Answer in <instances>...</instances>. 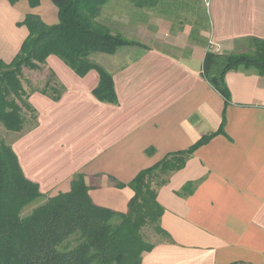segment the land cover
I'll use <instances>...</instances> for the list:
<instances>
[{"label":"crops","instance_id":"0c3cea01","mask_svg":"<svg viewBox=\"0 0 264 264\" xmlns=\"http://www.w3.org/2000/svg\"><path fill=\"white\" fill-rule=\"evenodd\" d=\"M156 2L124 4V11L119 0L103 6L100 21L142 44L93 57L112 74L118 102L95 97L96 70L82 77L50 55L39 74L53 71L65 90L59 100L30 96L38 125L13 149L25 175L49 197L69 191L83 174L95 204L125 212L138 172L216 133L159 188L161 226L171 241L158 242L142 264H264V76L227 72V102L203 74L208 41L219 52L245 53V38L264 39V0H209L208 9L204 0ZM59 9L52 0L35 7L0 0V60L9 63L21 50L27 14L53 25ZM206 14L207 27L199 24ZM124 24L129 32L120 29ZM145 29L172 48L147 46Z\"/></svg>","mask_w":264,"mask_h":264},{"label":"trees","instance_id":"16d2710c","mask_svg":"<svg viewBox=\"0 0 264 264\" xmlns=\"http://www.w3.org/2000/svg\"><path fill=\"white\" fill-rule=\"evenodd\" d=\"M52 1L60 8L58 23L48 25L39 15L27 14L20 23L29 30L21 50L9 63L0 60V264H142L143 255L158 242L171 241L161 226L165 210L157 199L159 188L216 133L203 136L186 150L168 153L138 172L129 183L134 195L125 212L95 204L85 176L77 174L69 191L47 197L25 213L44 193L25 175L12 144L2 136L3 131L19 133L38 125L37 110L29 101L33 92L24 87L23 70H42L47 58L56 55L79 76L96 70L100 80L93 94L103 102L116 104L113 76L93 57L113 54L126 46H142L99 20L109 0ZM127 1L140 8L156 5L158 0ZM29 2L35 7L40 0ZM202 21L207 27L209 16L200 17V25ZM244 40L248 49L245 53H220L209 41L206 44L203 74L227 102L231 96L225 80L227 72L254 69L264 76V39ZM50 73L53 79L40 93L59 100L65 88L60 84L59 89L55 74ZM224 124L225 120L218 132H223ZM116 186L125 184L116 182ZM145 228L154 230L160 238L149 240Z\"/></svg>","mask_w":264,"mask_h":264},{"label":"rangeland","instance_id":"374dc122","mask_svg":"<svg viewBox=\"0 0 264 264\" xmlns=\"http://www.w3.org/2000/svg\"><path fill=\"white\" fill-rule=\"evenodd\" d=\"M119 2H120V4H123V6H122L123 11L125 10L123 8L124 7V4H130V5L133 4V3H130L129 1H127V0L126 1L119 0ZM203 4L208 9V5L207 4H209V0H206V1L204 0ZM99 20H102V16L101 15H100V19ZM114 28L118 30V28H116V26ZM157 28L159 29V25H158ZM120 29H122V32H126V31L129 32V30H128L129 28L127 29V27H126L125 24H124V28H120ZM145 32L146 33H144L145 36H143V41L148 44V45L146 44L147 46H150V47L151 46H161V47L170 48V49L172 48V47H170L171 45H169L163 38H160V39L155 40V38L153 37V35H151L152 34L151 31H148L147 29H145ZM136 35L137 34H133L132 37H134ZM244 44H243V47H244ZM246 47L247 46H245L243 48L244 51H247L248 50V49H246ZM243 49H241V50H243ZM228 53H233V52H228ZM39 71H43V69L42 70H39ZM39 71L36 70V69L35 70H30V69H27V68L23 70L22 81H23V84H24L25 89H27L28 91H31L33 93L40 92L41 91V88H43L46 85L47 81H51V79H53L51 77V73L43 72L42 74H39ZM58 87H59V89L62 88V86L60 84H58ZM37 116H38V114H37ZM30 130H32V129H30L29 127H27L24 131L19 132V133L3 131L2 132V136H3V138L7 142H9L10 144H12V146H13V142L14 141H16L18 138H20L21 136H23L26 132H28ZM47 197H49V195L48 194H44V197H42L41 200L37 201L32 206H29L25 210V213H28L29 211L32 210V208L34 206L39 205L40 203H42L44 200H46ZM144 231H145L146 237L149 240H151V241L158 240L160 238L157 235V233L154 230H152V229L145 228Z\"/></svg>","mask_w":264,"mask_h":264},{"label":"built area","instance_id":"2783aa9c","mask_svg":"<svg viewBox=\"0 0 264 264\" xmlns=\"http://www.w3.org/2000/svg\"><path fill=\"white\" fill-rule=\"evenodd\" d=\"M208 6H209V4H207ZM210 44H212L211 42H210ZM213 45V44H212ZM212 45H211V48L214 50V51H216V52H219V50L218 49H214L213 47H212Z\"/></svg>","mask_w":264,"mask_h":264}]
</instances>
